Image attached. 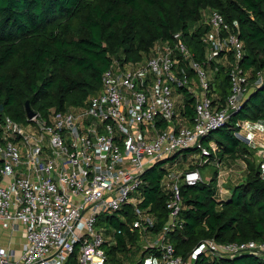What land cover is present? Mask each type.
<instances>
[{
	"label": "built area",
	"instance_id": "2783aa9c",
	"mask_svg": "<svg viewBox=\"0 0 264 264\" xmlns=\"http://www.w3.org/2000/svg\"><path fill=\"white\" fill-rule=\"evenodd\" d=\"M202 24L207 30L200 36V60L182 33H175L154 43L139 62L114 63L83 107L45 116L34 112L22 123L0 117V264H67L72 256L76 264H114L106 249L116 244V230L96 225L102 217L126 221L127 211L133 217L129 230L143 246L133 264H194L196 257L242 255L264 259V237L224 245L204 240L185 259L169 241L182 228L181 185L201 183L200 169L213 162L218 185L225 173L212 158L215 144L206 147L203 141L264 82V71L251 80L240 66L243 43L217 11H206ZM220 69L229 82L223 103L214 91ZM187 97L193 100L191 122L184 114ZM249 127L244 122L235 137L248 147L256 145L262 156L264 127L257 141L245 134ZM185 151L192 152L193 168L164 167L160 185L167 219L156 230V217L141 207L144 176ZM115 258L128 264L121 254Z\"/></svg>",
	"mask_w": 264,
	"mask_h": 264
},
{
	"label": "trees",
	"instance_id": "16d2710c",
	"mask_svg": "<svg viewBox=\"0 0 264 264\" xmlns=\"http://www.w3.org/2000/svg\"><path fill=\"white\" fill-rule=\"evenodd\" d=\"M208 10L217 11L237 32L244 46L240 66L254 80L257 72L264 71V0H0V117L24 122L26 102L43 116L50 110L83 107L99 91L103 73L114 63L139 62L154 43L170 40L175 33H182L200 60V36L207 30L202 23ZM214 79V91L223 103L229 94L226 72L220 69ZM184 114L189 122L193 120L190 97ZM244 122L264 127V82L224 127L203 141L208 147L212 133H217L212 158L223 165L224 160L240 159L245 165L241 182L228 189L229 197L219 199L218 169L213 162L216 170L208 183L180 187L182 228L171 233L169 241L184 259L204 240L224 245L264 237V175L253 151L234 134ZM191 155L185 151L171 160L186 163ZM159 164L144 176L141 205L156 217V230L167 219V196L160 185L165 169L156 171ZM124 215L126 221L117 216L106 221V227L120 231L115 232L116 244L106 249L114 264L123 262L116 254L128 259L133 249L135 254L142 248L129 230L132 215L129 211ZM67 264H76L75 256ZM194 264H264V259L196 257Z\"/></svg>",
	"mask_w": 264,
	"mask_h": 264
},
{
	"label": "rangeland",
	"instance_id": "374dc122",
	"mask_svg": "<svg viewBox=\"0 0 264 264\" xmlns=\"http://www.w3.org/2000/svg\"><path fill=\"white\" fill-rule=\"evenodd\" d=\"M217 137V133L214 132L211 135V142L214 141V139ZM254 141L256 139V136H254ZM250 149L253 151L255 158L257 159V163L260 166V168L262 169V171L264 172V155L259 156L258 155V148L256 145H253L252 147H250ZM161 164H159L156 167V171H159L161 168H168L170 167L173 170H184L187 169L188 167L193 166L194 164V160L192 159V156L188 157V161L186 163H182L179 161H174L172 162V160H165L164 162H160ZM225 169L221 168V173L225 172L226 175V179L225 177H221V179L219 180V184L223 185V187L225 189H229L235 185H237L238 183L241 182V180L243 179V176L245 173L243 170V167L245 166L244 163H241L240 159H228V160H224V165ZM234 169L231 175L228 174L229 169ZM214 170H216V167L213 164H208L206 165L204 168L200 169V174H201V178H202V182L203 183H208L210 178L212 177V174L214 172ZM224 175V174H223ZM224 175V176H225ZM224 178V179H223ZM222 179L225 181L227 180L225 183H222L224 181H222ZM222 181V182H221ZM216 182H212L211 186L213 188L216 187ZM106 226V222H105V217H102L101 219L98 220L96 227L100 229V227H105ZM110 231L112 229H109ZM143 247V246H142ZM135 250L133 249L130 253V255H128V259H125V262H127L128 264H133V261L135 259V257L138 256L139 253H135L133 254ZM143 252V249L141 248V250L139 252Z\"/></svg>",
	"mask_w": 264,
	"mask_h": 264
},
{
	"label": "crops",
	"instance_id": "0c3cea01",
	"mask_svg": "<svg viewBox=\"0 0 264 264\" xmlns=\"http://www.w3.org/2000/svg\"><path fill=\"white\" fill-rule=\"evenodd\" d=\"M261 133V126H259V125H257V124H255V123H251L250 122V127L247 129V131L245 132V134L246 135H252V136H257V135H259ZM241 163H243L242 161H241ZM234 169H229V171H228V174L229 175H231L232 174V172H235V171H233ZM243 170H244V172L243 173H245V166L243 167ZM262 174L264 175V172H262ZM224 175H225V173H224ZM223 175V177H225V179H226V175L224 176ZM224 179V178H223ZM222 179V181H224ZM221 181V182H222ZM227 180H225L224 182H222V183H225ZM239 184V183H238ZM219 186H222V191L221 192H218V198L219 199H224V198H227V197H229V195H230V191L228 190V189H225L224 187H223V185H218V188H219Z\"/></svg>",
	"mask_w": 264,
	"mask_h": 264
},
{
	"label": "water",
	"instance_id": "95a60500",
	"mask_svg": "<svg viewBox=\"0 0 264 264\" xmlns=\"http://www.w3.org/2000/svg\"><path fill=\"white\" fill-rule=\"evenodd\" d=\"M2 110V107H0V111ZM34 112L32 111V109L30 108L29 104L26 102L25 103V116L30 119L34 116ZM178 154V153H177ZM174 157V156H173ZM173 157L166 159V160H171ZM158 164V163H157Z\"/></svg>",
	"mask_w": 264,
	"mask_h": 264
}]
</instances>
